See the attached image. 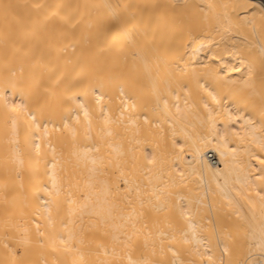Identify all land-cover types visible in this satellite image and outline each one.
I'll use <instances>...</instances> for the list:
<instances>
[{
    "label": "bare ground",
    "instance_id": "bare-ground-1",
    "mask_svg": "<svg viewBox=\"0 0 264 264\" xmlns=\"http://www.w3.org/2000/svg\"><path fill=\"white\" fill-rule=\"evenodd\" d=\"M0 264H264V0H0Z\"/></svg>",
    "mask_w": 264,
    "mask_h": 264
}]
</instances>
